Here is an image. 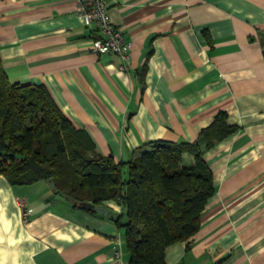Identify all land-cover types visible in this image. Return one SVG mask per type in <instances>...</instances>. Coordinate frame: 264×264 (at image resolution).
<instances>
[{"label": "crops", "instance_id": "obj_1", "mask_svg": "<svg viewBox=\"0 0 264 264\" xmlns=\"http://www.w3.org/2000/svg\"><path fill=\"white\" fill-rule=\"evenodd\" d=\"M107 3L131 43L128 70L115 53L91 52L100 31L79 16L76 0H0L9 78L45 84L116 161L152 140H199L226 111L237 130L203 153L215 193L190 244H170L166 262L264 264V0ZM105 204L123 212L115 200ZM124 232L46 180L12 184L0 174V264H117L116 248L130 264Z\"/></svg>", "mask_w": 264, "mask_h": 264}, {"label": "trees", "instance_id": "obj_2", "mask_svg": "<svg viewBox=\"0 0 264 264\" xmlns=\"http://www.w3.org/2000/svg\"><path fill=\"white\" fill-rule=\"evenodd\" d=\"M236 130L220 111L199 140H152L133 159L116 161L72 123L45 84L11 80L0 56V174L12 184L53 178L57 194L90 212L99 213L82 202L117 201L130 264H167L170 244H190L215 193L204 149ZM185 153L192 165L182 164Z\"/></svg>", "mask_w": 264, "mask_h": 264}, {"label": "built area", "instance_id": "obj_3", "mask_svg": "<svg viewBox=\"0 0 264 264\" xmlns=\"http://www.w3.org/2000/svg\"><path fill=\"white\" fill-rule=\"evenodd\" d=\"M76 11L88 22L96 23L100 33L91 42L92 53L112 52L121 58L120 67L128 70L130 65L131 43L127 40L123 30L113 24L107 0H76ZM28 215V211L25 212ZM117 264H126L124 252L121 248L114 250Z\"/></svg>", "mask_w": 264, "mask_h": 264}, {"label": "water", "instance_id": "obj_4", "mask_svg": "<svg viewBox=\"0 0 264 264\" xmlns=\"http://www.w3.org/2000/svg\"><path fill=\"white\" fill-rule=\"evenodd\" d=\"M47 182L51 188H53L56 192L58 191V189L55 187V181L53 178L48 179ZM81 205L86 209L94 210V211H97L101 214L107 215L108 217H110L113 220L117 219L118 214L116 212L110 210L105 205H96V204L89 202V201L82 202Z\"/></svg>", "mask_w": 264, "mask_h": 264}, {"label": "rangeland", "instance_id": "obj_5", "mask_svg": "<svg viewBox=\"0 0 264 264\" xmlns=\"http://www.w3.org/2000/svg\"><path fill=\"white\" fill-rule=\"evenodd\" d=\"M185 154H189V153H185ZM185 154H184V155H185ZM187 156H189V155H186V156L184 157V159H183V161H182V164H183V165H185V164H186V165H192V164H189V163H191V162H188V159H187L188 157H187ZM191 157H192V156H191Z\"/></svg>", "mask_w": 264, "mask_h": 264}]
</instances>
